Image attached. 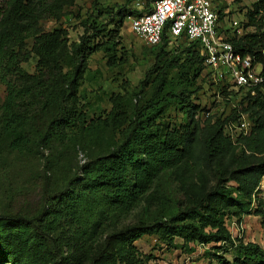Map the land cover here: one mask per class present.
I'll list each match as a JSON object with an SVG mask.
<instances>
[{"label": "trees", "instance_id": "1", "mask_svg": "<svg viewBox=\"0 0 264 264\" xmlns=\"http://www.w3.org/2000/svg\"><path fill=\"white\" fill-rule=\"evenodd\" d=\"M5 1V9L2 11L0 8V84L6 88L5 99L0 105V143L5 142L11 150L23 152L33 139L38 143L50 141L58 135L60 128L69 123L71 107L66 103L74 101L80 73L85 70L87 56L84 49L86 47L91 52L95 48L90 49L85 44L90 35L81 36L78 43H71V54H66L65 42L59 41L60 31L40 35L36 53L48 59L49 71L35 78L31 84L18 87L9 80L8 75L18 68L14 47H19L26 38L36 36L31 31L32 26L25 23L32 17V8L30 0ZM121 12H118L120 20ZM140 13L141 10L135 6L128 11V16L130 18ZM218 13L223 17L221 10ZM241 24L245 29L252 27L253 31L238 36L234 31L226 30V40L241 55L253 56L261 62L259 49L264 42V0L253 1ZM87 25L85 33L89 30ZM93 32V37L100 35V30ZM147 47L156 49L155 59L140 82V90L152 74H156L158 85L152 98L139 105L140 91L135 92L133 117L128 121L123 103L115 100L114 127L119 130L128 123L124 129H120L119 144L113 146L106 156L81 166L90 178L78 185L74 183V178L67 182L58 193L66 203L59 211H51L53 219L36 224L25 221V216L19 212L0 216L1 258L6 256L14 262L16 256L11 244V230L15 229L16 234L26 228L36 247L50 237L53 255L39 264H65L68 257L63 254L59 237L50 235L53 220L68 218L69 225L76 227V231L95 236L102 218L129 213L161 174L181 166V189L191 201L190 204L164 219L126 225L108 233L96 250H90L87 264H101L110 260L113 242L132 247L136 240L148 234H155L172 244L175 238H179L185 245L197 242L233 247L235 253L232 261L223 259L219 264H264V249L252 242L239 241L235 244L225 224V218L233 216L240 219L246 214L260 217V224L264 227L262 199L255 198V209L252 212L248 210L251 197L264 177V92L256 88L254 95L247 91L240 95L233 93L229 98L225 88H219L220 84L213 81L210 70L204 65L199 44L186 39L171 41L166 29L158 45ZM184 63L190 64L187 70L191 69L193 76L190 71L184 72ZM63 64L70 69L64 72ZM168 68L177 69L187 80V87L179 93L168 88L165 96L160 97ZM201 76L205 83L215 88L214 95L217 96L219 91L225 103L230 105L229 113L224 117L210 116L208 110L191 102L199 87L194 90L189 88L194 87L196 79ZM168 101H176L187 118L183 130L178 134L173 131L162 134L154 123L160 106ZM39 104L45 108H57L56 115L51 117L43 131L39 127H32L35 121L32 109ZM204 110L206 117L199 119V114ZM241 114L246 115L250 122V132L233 139L226 131V125L236 122ZM230 181L237 185L236 189L241 191L248 204L245 205L243 200L233 201L231 195L235 187L228 185ZM44 214L45 210H42L40 215ZM28 222L29 226L26 225Z\"/></svg>", "mask_w": 264, "mask_h": 264}, {"label": "rangeland", "instance_id": "2", "mask_svg": "<svg viewBox=\"0 0 264 264\" xmlns=\"http://www.w3.org/2000/svg\"><path fill=\"white\" fill-rule=\"evenodd\" d=\"M138 1L141 0H30L32 17L25 23L32 26L31 31L36 36L26 38L19 47H14L18 68L8 75L13 84L18 87L29 85L49 71L48 59L36 53L40 35L60 31L59 41L65 42L66 54H71V43H78L81 36L90 35L85 44L95 50L88 52L86 47L84 49V55L87 56L85 70L80 73L74 101L66 103L71 107L69 123L59 129L54 139L41 143L33 139L23 152L11 150L5 142L0 143V216L19 212L23 213L25 221L36 224L53 219L51 211H59L66 203L65 198L58 195L59 191L65 188L70 179L74 178V183L78 185L90 178L81 166L106 156L113 146L119 144L120 129H124L128 123L119 130L114 127L112 118L115 100L119 99L123 103L128 121L133 117L135 92L140 91L139 105L152 98L154 88L158 85L156 74H152L141 90L140 82L154 64L156 49L143 45L129 28L128 11ZM210 1L214 9L225 14L222 25L228 27L231 20L244 21V14L251 9L254 0ZM5 7L6 1L0 0L1 10ZM119 10L122 11V20L118 15ZM85 24L89 27L86 33ZM93 30H100V35L93 37ZM189 65L184 63L183 70L190 71L193 76L191 69L187 70ZM69 69L68 65L63 64L64 72ZM202 77H198L194 87L189 88L194 90L199 87L191 102L208 110L210 116L224 117L229 113L230 105L222 97L215 96V88L205 83ZM186 81L177 69L168 68L160 97L165 96L168 88L179 93L187 87ZM5 96L6 88L0 84V105ZM205 110L199 114V119L206 117ZM32 113L35 116L32 127H39L43 131L51 117L56 115L57 108H45L39 104L32 109ZM186 121L179 104L168 101L160 106L154 123L162 134L168 131L178 134ZM181 170L179 166L161 174L137 207L129 213L102 218L95 236L76 231V227L69 225L68 218L53 220V230L49 234L59 237L63 254L68 257L65 264H87L90 250H96L108 233L123 226L150 223L183 210L191 201L181 189ZM228 185L235 187L231 195L234 202L243 200L245 205L248 204L233 181L228 182ZM255 198L262 199L264 203V177L251 197L250 212L257 205ZM42 210H45L43 216L40 215ZM260 221V217L246 214L240 219L233 216L225 218L235 244L239 241L252 242L264 249V227ZM26 225L29 226V222ZM15 231L11 230V244L16 259L12 263L8 257H0V264H39L51 258L54 249L50 237L36 247L26 228L16 234ZM111 250V259L101 264H219L223 259L232 261L235 253L233 247L220 243L194 242L185 245L181 239L175 238L172 244L155 234L142 236L132 247L113 242Z\"/></svg>", "mask_w": 264, "mask_h": 264}, {"label": "built area", "instance_id": "3", "mask_svg": "<svg viewBox=\"0 0 264 264\" xmlns=\"http://www.w3.org/2000/svg\"><path fill=\"white\" fill-rule=\"evenodd\" d=\"M136 8L141 13L129 18V28L142 44L158 45L166 29L171 41L186 39L199 44L204 65L210 70L213 81L220 84L219 88H225L229 98L233 93L240 95L247 91L254 95L256 88L264 92V42L259 49L260 62L253 56L238 53L225 37L226 30L239 36L253 31L252 27L245 29L236 20H231L228 27L223 26L225 14L222 12L221 17L210 0H141L136 2ZM217 96L223 98L219 91ZM224 97L227 99L226 95ZM250 128L244 114L236 122L226 125V131L233 139L240 134L248 135Z\"/></svg>", "mask_w": 264, "mask_h": 264}]
</instances>
